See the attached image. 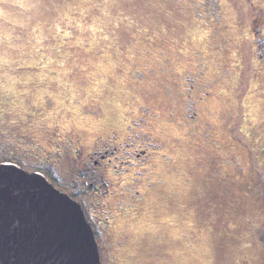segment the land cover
<instances>
[{"label":"rangeland","instance_id":"rangeland-1","mask_svg":"<svg viewBox=\"0 0 264 264\" xmlns=\"http://www.w3.org/2000/svg\"><path fill=\"white\" fill-rule=\"evenodd\" d=\"M111 3L112 0H0V90L6 91L1 98L8 96L9 104L13 99L20 103L21 95L36 99L42 89L53 99L60 98L58 79L38 83L44 72L35 69L36 65L66 71L72 70V63H79L77 71L83 75L96 72L97 65L103 68L118 64L99 85L102 94L95 92L103 107L106 130L111 128L112 119L122 117L127 103V70L137 64L156 71L147 80L155 84L146 104L161 118L170 111L180 114L181 95L167 97L160 93L159 82H167L168 76L157 65H164L161 54L170 58L173 66L186 65L192 49L200 43L208 58L229 70L227 80L214 87L209 117L202 116L211 123L217 121V145L179 139L182 130L161 121L172 133L171 140L164 144L172 162H161L160 172L176 194L149 193L148 205L135 225L155 227L164 238L141 236L128 253L126 264H177L179 258L197 264H264V143L260 142L264 139V72L258 60H264V39L257 51L249 27V10H237L233 0H224L226 19L234 26V32L227 35L217 26L202 24L193 6L182 7L183 0H169L164 12L147 22L126 8L109 7ZM93 4L97 7H91ZM70 26L75 30L69 32ZM220 42H224V50L218 55ZM84 56L89 57L87 67ZM19 65L32 67L16 70L14 67ZM173 87L180 91L179 83ZM10 107L0 103V110ZM220 115H225V121L217 119ZM117 135L118 139L124 137L122 131ZM125 148H116L113 156L126 180L140 177L137 174L148 165L149 154L159 151L156 144L152 146L141 138L133 147ZM121 152L138 156L121 160ZM230 156L237 158L240 171L220 162L221 157ZM185 227H190L199 240L189 250L177 239Z\"/></svg>","mask_w":264,"mask_h":264},{"label":"flooded vegetation","instance_id":"flooded-vegetation-1","mask_svg":"<svg viewBox=\"0 0 264 264\" xmlns=\"http://www.w3.org/2000/svg\"><path fill=\"white\" fill-rule=\"evenodd\" d=\"M184 5L193 6L196 17L202 24L212 25L221 28L227 35L234 32V26L229 23L227 18L224 0H183ZM249 10V23L250 29L253 34V41L257 51L260 47V40L264 39V28H261L257 21L253 17L259 16V11L255 7ZM240 18V16H239ZM237 26L240 22H237ZM69 32L75 30L74 26H70ZM224 50V42H220L217 46L216 54H222ZM162 57V63L164 65H157L158 70L168 76V80L160 81V93L167 97H172L173 94L178 93L181 95V109L180 114L176 111H170L166 113L164 118H161L159 112L154 110L148 104L146 100L149 97L145 96V92H149L150 97L153 95V85L155 82L149 80L154 76L156 71L153 68L142 65H130L127 70L128 83L126 85L125 93L127 95V103L122 112L120 120L112 119L111 128L106 129L103 127L104 123V111L101 102L95 96L93 91L91 95L87 91L77 90L76 85L71 82L73 70H57L49 69L45 65H36L35 69H39L44 72V77L38 81V83H45L51 78L58 79V86L60 91V98L63 100V107L67 111L69 107H72V111H67V117L76 116L77 119L85 125V127L94 128L100 134L101 137L109 144L110 142H120L116 148L122 150L125 147H133L135 142L139 140V137L143 136L141 129L144 128L148 121L156 122V117H160V121L164 120L167 123H171L174 126L182 130V137L190 139L191 141H207L212 145H217L214 141V134L218 127L217 121L213 123L207 121L209 117L210 104L212 96L215 92V86L218 83H224L227 80L228 68L224 65L217 63L215 59H210L204 53L200 43L194 47L188 56L189 61L183 66H173L172 61L166 55H160ZM259 66L264 72V60L258 57ZM32 65H19L14 67L16 70L21 68H30ZM178 68V69H177ZM77 71V70H76ZM78 72V71H77ZM209 72L211 74H209ZM66 74H68L66 76ZM87 76V73L83 74ZM71 76V79H68ZM68 79V83L65 80ZM21 82H26L27 79H18ZM222 81V82H221ZM144 82L147 85H143ZM95 85V82H93ZM180 84V91L174 90L173 84ZM99 88V85H98ZM194 89V90H193ZM6 95V91L0 90V103L2 105L16 107L15 110L23 112L27 117V106L30 102L35 105L39 102L42 105H46L50 94L46 93L43 89L38 92L36 99H29L26 96L21 95V101L18 103L14 99L10 104L7 98H1ZM67 98H64V97ZM75 97V98H74ZM39 98V100H38ZM52 98V97H51ZM58 99L52 98L53 105L56 104ZM78 101L83 102L84 108H80ZM145 102L143 107L141 103ZM43 111V108L40 109ZM78 114V115H77ZM203 116V117H202ZM225 116V115H224ZM224 116H217V119L224 120ZM250 128L254 130L252 121L248 122ZM122 131L124 137L122 139L117 138V132ZM138 132V133H137ZM255 132V131H254ZM261 144L264 143V139L260 140ZM141 147V146H139ZM159 148V147H158ZM157 148V149H158ZM262 150V148H260ZM167 152V157H161V152ZM140 152H143L140 151ZM125 155V152H124ZM137 157L138 154L126 155L127 159L131 160ZM170 161V162H167ZM16 162V161H13ZM171 163L172 157L168 154L165 146L163 149L159 148V151L149 154V163L147 166L142 167V172H139L140 178L131 177L129 181L131 183L125 184L124 180H121L122 191L119 195V203L123 207L118 208L115 204L109 203L104 205L103 200L108 199L110 193L101 192L99 197L101 203L97 204L93 197L96 196L95 192L91 189L85 191L83 188H78L77 191L71 190V185L62 186L60 182V174L55 167V161H51V165L45 164H32L28 168L29 172L39 171L43 173L46 178L59 190L66 192L70 197L80 203L84 210L86 220L89 222L96 242L98 244L101 264H126L128 253L137 243V240L142 237H147L152 240H162L164 236L157 231L155 227H137L135 224L141 218L143 211L149 202V193L154 192L161 195L174 196L176 193L170 182L162 176L160 172V163ZM223 165L232 166L236 171L241 170V165L236 157L230 156L220 159ZM17 163V162H16ZM27 161H21L20 164L27 166ZM126 163H133L128 161ZM51 173V174H50ZM141 173L143 175L141 176ZM87 181L85 180L84 183ZM225 190L228 187L223 186ZM160 190V191H159ZM91 202V206L89 205ZM95 209V211H94ZM92 217V219H90ZM135 226V227H132ZM178 242L185 249H192L196 243L199 242L198 238L190 227H185L184 230L177 236ZM177 264H197L189 263L186 260L179 258ZM244 264V262H242Z\"/></svg>","mask_w":264,"mask_h":264},{"label":"snow or ice","instance_id":"snow-or-ice-1","mask_svg":"<svg viewBox=\"0 0 264 264\" xmlns=\"http://www.w3.org/2000/svg\"><path fill=\"white\" fill-rule=\"evenodd\" d=\"M233 4L237 10L255 7L260 14L253 19L264 28L262 0H241L238 4L233 0ZM108 6L126 8L147 22L148 18H156L163 13L169 6V0H112ZM91 7L96 8L97 5L93 4ZM69 44L71 46L70 41ZM77 58L80 59L79 54ZM83 62L87 67L89 57L84 56ZM118 66L105 65L101 68L97 65L96 72H89L84 76L76 71L79 63H72L73 74L78 76V79L71 80L76 85L73 92L84 90L89 95L93 91L98 95L102 94L103 89L98 88V85L105 83L108 73ZM68 79L65 83H68ZM145 96L151 98L147 91ZM62 105L61 99L53 105L51 97L46 105L39 102L33 105L30 102L25 110L27 117L15 108L0 110V219L12 225L9 243L13 250L27 249L45 234H49L59 240L68 264H93L95 255L90 248L88 228L81 221L80 210L59 195V190L53 191L40 177L30 173L28 168L35 163L40 164L43 170V165H51L54 160L62 186L71 185L73 192L78 188L85 191L91 189L96 193L93 199L97 204L101 203L99 193H110L102 203L115 204L118 208L123 207L119 203V195L123 190L121 180L125 184L131 181L124 179L125 173L117 166L118 161L113 156L120 142L109 146L96 129L85 127L76 116L66 118L67 111H72L73 108L69 107L66 111ZM78 105L84 108L83 102L78 101ZM141 131L143 136L139 138L148 144H156L160 149L172 137L169 127L160 121L159 116L156 117V123L148 121ZM161 157H167V152L162 151ZM120 159H127L124 152L120 153ZM11 161L17 163L6 166ZM21 161H27V166L20 164ZM136 171L139 172L140 169L137 168ZM261 180L264 181V176ZM261 187L264 193V183ZM87 206H91V202L85 207Z\"/></svg>","mask_w":264,"mask_h":264},{"label":"water","instance_id":"water-1","mask_svg":"<svg viewBox=\"0 0 264 264\" xmlns=\"http://www.w3.org/2000/svg\"><path fill=\"white\" fill-rule=\"evenodd\" d=\"M8 164L15 165L16 162H8L6 166H8ZM30 173L40 177L51 187L53 191L59 190L46 178L43 173L39 171H32ZM58 194L69 200L80 210V218L88 228L90 248L92 253L95 255L93 264H101L98 244L92 227L85 218L82 206L66 192L59 190ZM11 231V223L0 219V264H68L66 255L61 250L59 240L54 235L45 234L31 247L27 249L13 250L9 243Z\"/></svg>","mask_w":264,"mask_h":264},{"label":"trees","instance_id":"trees-1","mask_svg":"<svg viewBox=\"0 0 264 264\" xmlns=\"http://www.w3.org/2000/svg\"><path fill=\"white\" fill-rule=\"evenodd\" d=\"M263 46H264V43H263ZM153 146V144H151Z\"/></svg>","mask_w":264,"mask_h":264}]
</instances>
